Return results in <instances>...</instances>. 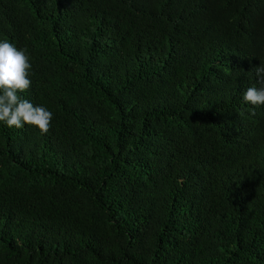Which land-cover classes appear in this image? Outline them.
Instances as JSON below:
<instances>
[{"label":"trees","instance_id":"16d2710c","mask_svg":"<svg viewBox=\"0 0 264 264\" xmlns=\"http://www.w3.org/2000/svg\"><path fill=\"white\" fill-rule=\"evenodd\" d=\"M5 40L53 119L0 122V264H264V0H0Z\"/></svg>","mask_w":264,"mask_h":264},{"label":"clouds","instance_id":"9594fccd","mask_svg":"<svg viewBox=\"0 0 264 264\" xmlns=\"http://www.w3.org/2000/svg\"><path fill=\"white\" fill-rule=\"evenodd\" d=\"M31 68L25 49H18L6 40L0 42V122L17 129L35 126L44 135L49 132L53 114L19 95L31 87ZM255 71L261 86L249 87L243 99L253 106H261L264 105V65Z\"/></svg>","mask_w":264,"mask_h":264}]
</instances>
